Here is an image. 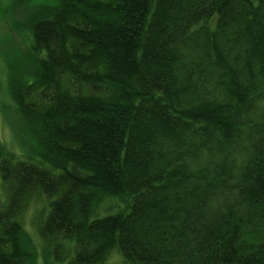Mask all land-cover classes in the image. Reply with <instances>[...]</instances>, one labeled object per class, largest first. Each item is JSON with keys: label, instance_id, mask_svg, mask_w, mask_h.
Wrapping results in <instances>:
<instances>
[{"label": "trees", "instance_id": "trees-1", "mask_svg": "<svg viewBox=\"0 0 264 264\" xmlns=\"http://www.w3.org/2000/svg\"><path fill=\"white\" fill-rule=\"evenodd\" d=\"M0 11L25 45L0 52V264H41L21 220L40 199L43 264H264V0Z\"/></svg>", "mask_w": 264, "mask_h": 264}, {"label": "rangeland", "instance_id": "rangeland-1", "mask_svg": "<svg viewBox=\"0 0 264 264\" xmlns=\"http://www.w3.org/2000/svg\"><path fill=\"white\" fill-rule=\"evenodd\" d=\"M9 2L10 0H0V6H7ZM15 40L19 43V46L21 48H24L25 45L22 43L20 37L11 31L9 25H7L6 21L1 17L0 11V52L1 48L6 49L7 42L12 44ZM2 56L4 57L3 53ZM2 56L0 54V141L4 143L8 148L16 150L17 147L15 146V143L13 141L12 129L9 126L6 114L3 110L5 108L6 113L15 118L16 105H14L15 103L10 95L8 88V66ZM45 203L46 202L43 199L30 201L27 209L21 216V220L25 229L29 231V233L34 237V240L37 243L41 264H43L44 262L43 257L45 253V246L43 244V241L39 237V223L41 221L40 218L43 217V213L41 214L40 211ZM109 204L111 205V207L107 208L109 206H106L105 209H103L102 214L115 213L119 211L120 208L118 207V205L120 203H117L114 200ZM104 264H124V257L118 249H114L110 253L108 260Z\"/></svg>", "mask_w": 264, "mask_h": 264}]
</instances>
